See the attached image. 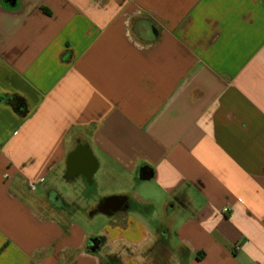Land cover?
<instances>
[{
    "label": "crops",
    "instance_id": "obj_1",
    "mask_svg": "<svg viewBox=\"0 0 264 264\" xmlns=\"http://www.w3.org/2000/svg\"><path fill=\"white\" fill-rule=\"evenodd\" d=\"M12 2L0 264H264V0Z\"/></svg>",
    "mask_w": 264,
    "mask_h": 264
},
{
    "label": "water",
    "instance_id": "obj_2",
    "mask_svg": "<svg viewBox=\"0 0 264 264\" xmlns=\"http://www.w3.org/2000/svg\"><path fill=\"white\" fill-rule=\"evenodd\" d=\"M11 4H12L11 6H13V5L15 6V0H13V2ZM152 176H153L152 173H149L146 170H142L139 177L142 180H149L152 178Z\"/></svg>",
    "mask_w": 264,
    "mask_h": 264
},
{
    "label": "built area",
    "instance_id": "obj_3",
    "mask_svg": "<svg viewBox=\"0 0 264 264\" xmlns=\"http://www.w3.org/2000/svg\"><path fill=\"white\" fill-rule=\"evenodd\" d=\"M224 211H225V212H228V210H227V209H225Z\"/></svg>",
    "mask_w": 264,
    "mask_h": 264
},
{
    "label": "flooded vegetation",
    "instance_id": "obj_4",
    "mask_svg": "<svg viewBox=\"0 0 264 264\" xmlns=\"http://www.w3.org/2000/svg\"><path fill=\"white\" fill-rule=\"evenodd\" d=\"M72 210H77V209H72ZM162 241H164V240H162Z\"/></svg>",
    "mask_w": 264,
    "mask_h": 264
},
{
    "label": "rangeland",
    "instance_id": "obj_5",
    "mask_svg": "<svg viewBox=\"0 0 264 264\" xmlns=\"http://www.w3.org/2000/svg\"><path fill=\"white\" fill-rule=\"evenodd\" d=\"M123 182H125L124 180L122 181V182H120V183H123Z\"/></svg>",
    "mask_w": 264,
    "mask_h": 264
}]
</instances>
